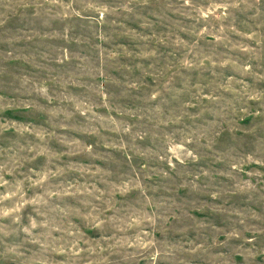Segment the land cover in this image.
I'll list each match as a JSON object with an SVG mask.
<instances>
[{
    "label": "rangeland",
    "instance_id": "1",
    "mask_svg": "<svg viewBox=\"0 0 264 264\" xmlns=\"http://www.w3.org/2000/svg\"><path fill=\"white\" fill-rule=\"evenodd\" d=\"M0 264H264V0H0Z\"/></svg>",
    "mask_w": 264,
    "mask_h": 264
}]
</instances>
